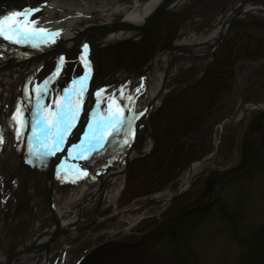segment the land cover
I'll return each instance as SVG.
<instances>
[{
  "label": "rangeland",
  "instance_id": "obj_1",
  "mask_svg": "<svg viewBox=\"0 0 264 264\" xmlns=\"http://www.w3.org/2000/svg\"><path fill=\"white\" fill-rule=\"evenodd\" d=\"M40 1L42 0H12L11 2L13 5L11 7L25 10L26 7H28L27 4H36ZM117 2H120L118 14H95V11L98 12L104 8L111 7ZM126 2V0H56V3L60 6L58 9L41 10L29 20L35 21V26L38 28L62 27L68 24L73 18L75 21L72 22L75 26L80 28L86 27L87 25L103 23V21L106 20L118 22L122 19L120 14L129 6ZM236 3L237 1L235 0H185L179 4L176 9L171 10H176L181 14L184 13L182 22L177 27L178 30L174 36L170 38L169 43L156 48L155 51L159 48H163V46L170 45L180 31L187 30V40H191L195 36L199 37L200 34L204 35L217 31L222 21L221 18L225 15L222 12L224 10L228 11L230 8L234 7ZM67 7L80 10L81 13L72 17L65 11L64 8ZM171 18V15L165 17V26L163 27H166L167 23H171ZM257 18H264V13L250 12L240 19L248 23L250 20H255ZM241 30L242 32L245 30L249 31L254 36L263 38L264 41V27L262 26L257 29L253 28V26H243ZM229 35L230 33L228 36ZM126 36L127 35L124 37ZM239 37L242 36L238 35L235 39ZM243 38L241 42L244 41L246 43L248 40L245 39V37ZM122 42L124 41L113 42L97 48L95 58L98 61L99 68L95 76L96 83L102 81L118 68H137L130 65H116V61H120L123 55V51H120L121 49L115 47L106 50V47ZM236 44L237 43L234 42V49L238 45ZM152 47L153 46H151L150 50H153ZM218 48L213 53V56L209 55L204 58L182 56L178 59L176 66L171 70L170 78L165 84L167 92L164 94L163 102L156 111L162 110L164 102L167 106L162 113H159L158 117H155V122L152 121V119L156 111L151 115L149 121L148 128L153 136L154 146L156 144V134L159 138L157 150L153 151V146L150 152L151 154L149 153L145 156L132 159L125 172V182L119 195L111 200L106 196L102 202L96 199L85 211L84 220L78 224L79 227L86 226L57 240V243L52 247L51 261L53 264H57L61 260H63L64 264H74L85 252L104 241L133 242L135 241V237L131 238L132 236H140L143 232L157 229L155 226L157 223L153 224V222L155 219H159L160 215L169 207L170 203L168 201L152 199L129 212L122 214H116V212L140 203L150 194L155 193L160 198H169L171 196L169 191L176 189L186 177L188 166L182 168L181 172L176 177H170L167 183H162L163 185L166 184L163 188L159 190L155 189L160 185V183H158L159 178L164 173L166 164L175 156L169 146L164 152L161 153L160 151V148L164 145L167 126L177 114L184 111L185 108L189 106V101L192 100L189 99L182 90L192 86L195 81L204 75V71L209 63L217 56ZM78 50V48H71L68 50L66 52L67 58L76 57L79 52ZM130 55H132V53L127 54V59ZM55 59L56 55H52L48 58L41 56L37 59L40 63L41 61L44 62L45 66H43L37 74L36 82L39 83L43 75L53 69L54 65L57 63ZM235 61L234 85L222 98L221 103H219L220 107L215 108L204 124L199 127L201 133H197L196 136L201 135V137L193 147L198 150V154L206 151V156L211 152L214 141L219 139L221 135L216 154L210 162L197 165L189 186L181 193L183 195L175 202L176 206L179 204H186L193 199L195 193L202 188L204 180L209 176L211 170L232 167L239 162L241 158V139L244 130L250 119L257 113V110L260 111V109L254 108L252 103L264 105V53L257 59L242 57ZM71 68H74V65L68 62L65 66V74L55 81V88H51L50 90L47 106H49L51 99L56 97V95L59 96L60 94V96H62L65 88L63 85H66L65 82L68 81L67 72H69ZM77 70L79 71L80 69L78 68ZM32 76L33 73L29 76L21 77L16 85H13L8 102L5 103L8 115L7 133H9V135L2 144L0 143V264H6L7 258L12 252L20 246L26 245L29 240H32L33 237L38 232L42 231L51 221L43 189L42 175L40 173L42 171L43 162L36 163V181L32 184V182L27 179V169L21 167L22 158L16 160L13 158L14 155H11L13 149L17 150L15 142L17 130L23 129V126L12 119V117L16 115V108L20 103V99L18 98L19 95L16 96V94L19 93L22 84L31 80ZM125 76L126 75L120 76L121 80L119 79L113 82L111 86L104 90L108 95L112 89L116 90L117 95L113 100L108 97L101 103L102 117L108 114L109 104L112 105L113 112H115L117 108H123V110H126V113L129 112L130 105L128 102H130L131 99L128 98L131 97L130 93L132 92L125 90L123 92L121 91V94L118 95L120 93L118 88ZM28 78L30 79L27 80ZM137 82L138 81L135 80L131 83V89L137 86ZM33 86L34 85L30 86V91L35 89ZM178 89L179 92L178 95H176L175 91ZM175 96H177L178 100L174 106H172L173 102H175ZM136 98L137 100L134 105L138 104V108L141 109L147 99V91H142ZM27 101L29 100L27 99ZM245 104H248L245 116L238 121V123L229 120L224 122L223 132L221 134V121L228 116H240ZM28 106L29 104L27 107ZM168 108L170 109L169 111H167ZM27 109L24 111L22 110V117ZM30 110V113H35L34 109ZM171 112H174L173 115H171ZM34 117L31 122L32 126H34V120H36ZM121 118L123 119V116ZM37 125L38 124H35V126ZM118 127L120 128L121 125H118ZM4 131L6 135V130ZM113 131L114 129H110L109 133H113ZM148 137L144 128H140L135 146L137 152L146 149ZM9 140L11 142L10 145L8 142ZM196 159L198 158L192 161ZM94 169V162L86 161V171L84 172H86L87 175H83L82 182L88 181V178L94 173ZM75 172L76 167L74 166L71 177L59 187L58 193L60 194L61 201L68 198L76 187V182L74 183ZM20 174L25 175V177L22 178ZM32 186L34 191L30 194L29 190ZM221 195L227 203L229 210L235 215V225L234 221H229L227 216L221 210L217 209L216 205L213 211L204 215L198 222L194 233L189 236L192 247L191 252L186 253V244L181 249L182 253L188 254L190 259L184 264H240L239 255L241 246L238 241V235L242 232V229L249 225L264 223V156L262 157L260 166L257 167L254 172L228 182V184L223 187ZM31 199L35 200L34 205H32ZM96 212L98 217L102 220L87 226V223ZM161 219L162 217L160 220ZM155 245L156 247L153 245L154 248H152L144 258L141 256H124L120 259L108 257L107 262L109 264H173L174 262H172L171 259L173 244L165 237H160V239H157ZM150 253L151 257H149Z\"/></svg>",
  "mask_w": 264,
  "mask_h": 264
},
{
  "label": "trees",
  "instance_id": "obj_2",
  "mask_svg": "<svg viewBox=\"0 0 264 264\" xmlns=\"http://www.w3.org/2000/svg\"><path fill=\"white\" fill-rule=\"evenodd\" d=\"M11 1L0 0V15L13 5ZM167 15L172 16L171 23H167V26L163 27ZM182 17H184V13H178L176 10L165 11L141 39L114 44L106 47V50L116 47L123 51L122 61H116L117 66L142 67L156 48L169 43L170 38L178 30L177 27L182 22ZM243 26H253L256 29L260 26L264 27V18L250 20L248 23L238 19L234 23L230 35L218 48L217 56L205 69L204 75L195 81L192 86L182 90L192 100L189 101V106L177 114L167 126L164 145L160 148V151L161 153L164 152L169 146L175 156L166 164V169L159 178L158 183L160 185L155 188L156 190L163 188L166 184L163 185L162 183H167L170 177L179 175L182 168H186L193 159L205 156L206 151L198 154V150L193 148L201 137V135L196 136V134L201 133L199 127L204 124L215 108L220 107L219 103H221L222 98L234 85L235 60L242 57L257 59L263 55V38L254 36L246 30L242 32L241 28ZM238 35L242 37L235 39ZM243 37L248 40L246 43L241 42L244 39ZM234 42L241 43L236 44L237 47L234 49ZM151 46H153V50H150ZM128 53H132V55L127 59ZM75 65L76 67L74 66L67 73L68 77L79 68L77 63ZM178 92L179 89L175 91L176 95H178ZM177 100L178 98L175 96V102L172 106ZM166 106L167 104L164 102L162 110L160 109V112L156 111L153 114L152 121L159 116V113L163 112ZM169 110L168 108L167 111ZM173 113L171 112V115ZM158 146L159 138L156 134V144L153 151H156ZM240 148L241 158L239 162L232 167L211 170L209 176L204 180L202 188L195 193L190 202L176 206L175 202L183 194L178 195L160 215L159 219H155L153 222V224L157 223L155 225L157 229L143 232L140 236H132L131 238L135 237L133 242L104 241L88 250L79 264H109L107 262L108 257L120 259L124 256H141L144 258L154 248L153 245L156 247L155 243L160 237H165L173 244L171 250L173 264L187 263V260H190L189 256L182 253L181 249L186 244V253L191 252L192 247L189 236L194 233L198 222L204 215L213 211L216 205L217 209L221 210L229 221H234L235 225V215L229 210L227 203L222 198L221 191L231 180L250 174L260 166L264 156V111L257 110V113L248 122L241 139ZM238 241L241 246L240 264H264V223L249 225L242 229V232L238 235ZM149 257H151V253Z\"/></svg>",
  "mask_w": 264,
  "mask_h": 264
},
{
  "label": "bare ground",
  "instance_id": "obj_3",
  "mask_svg": "<svg viewBox=\"0 0 264 264\" xmlns=\"http://www.w3.org/2000/svg\"><path fill=\"white\" fill-rule=\"evenodd\" d=\"M126 1L129 6L120 15L128 22L141 23L160 0ZM58 7L60 6L56 3V0H50L44 5V9H58ZM64 9L72 17H75L81 13L80 10L74 8L67 7ZM119 9L120 2H117L113 4V6L104 8L98 12L95 11V13L118 14ZM72 21H75L74 18L65 26H54V29L47 28V33L38 35V39L32 38L30 43L16 44L0 37V64L14 62V65L11 68L0 69V122H5V120H7V108L5 107V103L8 102L13 85H16L17 81L21 77L29 76L32 73L33 75H37L36 72L34 73V71L38 70V65L40 64V61L37 59L39 56H42L46 50L54 48L52 47L51 41L61 39L64 43V47H69L73 44L76 31L79 30L80 27L75 26ZM103 22L111 21L106 20ZM48 33H58V35L52 36L48 35ZM127 33L129 34V32L126 31H113L107 33L104 37H102V39L104 38L103 42L107 43L121 39L125 35H128ZM217 34L218 30L204 35L200 34L199 37H194V42L207 38H214L217 36ZM167 57L168 56H162L157 66L146 76V80H150L152 83L150 85H146L147 99L140 109L141 112L138 111L137 113H132L129 116L127 119L128 126L125 130H121L115 134L116 139L113 144H102L99 159L95 165L94 173H92V176L89 177L88 181H77V185L74 188L73 193L63 201H61L59 193L54 196V205L56 206V210L60 215V219L62 220V226L67 227L68 231L73 233L75 229L78 228L77 222L81 219L80 214L89 208L96 199L104 201L107 196L108 199L110 198L111 200L117 197L121 192L125 182L124 167L126 158L128 156L133 157L137 154L135 149L130 151L128 146L129 141L131 140L132 136H134L133 120H136L138 128L142 127V123L144 124L147 122V118L152 113V111L160 106V102L162 101V97L164 95V92L162 91H165L163 78L164 66L168 62V60H166ZM26 59H30L31 62H25ZM160 66L161 68H159ZM120 76H123V74L118 73L115 76V79H121ZM29 79L30 78L27 80ZM34 83L35 79L30 82V84ZM23 85L24 84H22V86ZM125 140L128 142L125 143ZM105 142L106 141L104 140V143ZM151 144L152 139L148 137L146 150L150 148ZM217 145L218 141L216 140V147ZM11 155H14L13 158L16 160L21 159V155H17L15 153V149H13ZM196 167L197 166L195 165L194 168ZM30 170L31 171L28 173L27 179L34 183L36 181L37 172L33 170V168ZM20 175L22 178L25 177V175ZM187 175L188 173L186 174V177L183 179L182 183L186 181ZM52 186L53 190H55L57 182L54 181ZM30 190L34 191L33 186L30 188ZM169 193L172 195L173 191H169ZM161 199L164 201V199L167 198ZM46 236L47 234L44 237ZM25 261L26 259L23 256H18L15 258V264H24ZM29 261H33L32 258H30Z\"/></svg>",
  "mask_w": 264,
  "mask_h": 264
},
{
  "label": "water",
  "instance_id": "obj_4",
  "mask_svg": "<svg viewBox=\"0 0 264 264\" xmlns=\"http://www.w3.org/2000/svg\"><path fill=\"white\" fill-rule=\"evenodd\" d=\"M184 0H160L157 5L154 7V9L148 14V16L144 19L141 23H132L122 19L118 22H103L98 24H92L87 25L86 27L80 28L76 31V34L73 39V44L69 47H64V43L61 39L56 40L55 43L52 45L54 47L53 49L46 50L42 56L45 58L50 57L54 54H60L62 57L65 55V53L70 50L71 48H82L84 53V46L87 45L88 52H87V61L90 66V63L93 66L94 72L92 76L89 78V90H88V96L85 101V103L82 106L81 112L78 117V121L76 125L74 126L70 137H69V143L73 144L76 142V139L79 140L80 133L82 132V129L85 127V117L88 114V106L86 103L89 99L94 101L93 95L94 91L96 89V85L93 84V79L95 76V73L98 70V63L95 60V50L100 47L101 45L106 44L103 42L104 37L107 33L113 32V31H126L129 32V34L121 39H117L115 41H126V40H134L136 38L141 37L145 33L148 32V30L155 24L159 16L162 12L172 9ZM229 1V0H227ZM237 5L235 8L231 9L226 13V15L223 17L220 29L218 31V34L214 38H207L203 39L201 41H177L175 39L169 46L159 49L154 53V55L150 58V60L146 63V65L140 69L135 68H129V67H122L118 68L117 70L113 71L106 79H104L99 87L103 88L109 80L113 77H115L119 72L121 71H128L130 75L132 74H138L140 77H144L148 72H151L159 63L161 57L163 56H169V61L164 66V78H163V85H165L169 73L172 69V67L176 64V61L179 57L182 55H187L191 57L196 58H204L208 54H211L213 56V53L215 49L224 41L227 34L231 30L234 22L239 17L243 16L244 14L248 12H262L264 13V0H236ZM42 5H37L34 9L41 8ZM182 32H180L177 37L181 36ZM83 40V41H82ZM110 43V42H107ZM41 57V56H39ZM38 57V58H39ZM25 62H31L30 59H26ZM14 65V62H8L0 64V69L3 68H11ZM162 92H165L164 90ZM254 108L264 110V105H261L259 103H252ZM248 108V104H245L243 106L242 114L240 116H228L225 117L221 123V133L223 132V125L224 122L227 120H231L234 122L240 121L246 114ZM144 127L146 131L150 134L148 129V121L144 123ZM135 135L133 140L131 141V144L129 146L130 151L133 150L135 145V140L137 136V129L134 131ZM219 140V139H218ZM68 150V148H67ZM67 150L61 151L58 155H56V159L54 160L51 167H49L46 171L44 181H45V191L47 194L48 204L50 213L52 215V222L51 224L44 229L41 233L38 234V237L35 242L28 245L27 247H24L22 249H19L12 253L9 257L8 264H13V261L15 258L19 255H22L24 253H38V257L44 253V262L45 264H48L49 257H50V246L51 244L59 237L60 235L68 232L67 227L62 226V220L60 219V215L58 214L56 208L53 206V182L55 181V178L57 176V172L60 169V161L61 157L66 154ZM146 151L141 152L140 154H145ZM216 153V142L213 144L212 150L206 157L200 158L198 160H195L191 162L188 166V175L187 179L184 183H181L180 186L173 190V195L171 198L167 199L170 201L174 196L178 195L180 192L184 190V188L188 185V183L191 180V176L193 173V168L195 165L200 163L209 162ZM129 155V154H128ZM130 157L128 156L126 158L125 168L124 171L126 172V169L129 164ZM156 197L154 195H150L146 197L140 205H143L147 201L151 199H155ZM138 207V205H134L130 208L121 210L118 213H125L132 209H135ZM47 234L46 237H44Z\"/></svg>",
  "mask_w": 264,
  "mask_h": 264
},
{
  "label": "snow or ice",
  "instance_id": "obj_5",
  "mask_svg": "<svg viewBox=\"0 0 264 264\" xmlns=\"http://www.w3.org/2000/svg\"><path fill=\"white\" fill-rule=\"evenodd\" d=\"M40 9H25L20 12H13L10 15L0 18V37L4 40L14 42L16 44L30 43L32 38L38 35H43L47 33L44 28L36 27L35 21H30L29 18ZM48 35H58V33H48ZM87 45L84 46V54L80 57L82 63L85 67V74L79 79L72 81L69 87L64 88L63 95L59 97L58 100L53 101L55 110H52L53 105H49L48 108L44 109L47 115H43L37 112L38 119L35 120V124L41 125L39 132L43 134V140L41 143L46 147V151L43 155H54L55 152L60 151V145L64 142L65 135L74 127L75 121L79 116L80 108L83 100L84 93L87 89V82L89 79L90 66L87 61ZM63 58L59 61L56 72L53 77L57 76L60 72V67L63 65ZM49 81L45 80L43 85V90L47 94ZM34 91L40 92L37 88ZM139 91V89H137ZM97 95H101L97 93ZM128 99H131L129 97ZM37 100H40L39 95H37ZM39 108H44L42 103H39ZM123 115V108H117L115 112L112 111V105L108 106V114L104 115L102 120H94L92 124H89L90 134H93V138L102 146V142L105 140L106 133H109L110 129L119 131L118 125H123L124 120L121 118ZM14 121L23 126L24 120L22 117V109L20 107L16 108V115L12 117ZM33 126L32 132L33 137L40 139L37 135V129ZM99 132V135H94V133ZM17 136H22V131L17 130ZM3 142L2 136H0V143ZM128 141L125 140V143ZM31 139L29 140V151L31 152ZM86 151L83 147L81 152ZM86 175V173H85Z\"/></svg>",
  "mask_w": 264,
  "mask_h": 264
}]
</instances>
